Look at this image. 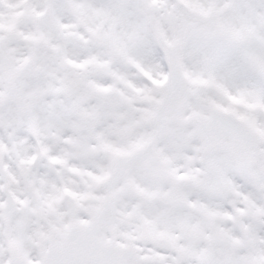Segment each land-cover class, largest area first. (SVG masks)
I'll use <instances>...</instances> for the list:
<instances>
[{
  "label": "snow or ice",
  "instance_id": "snow-or-ice-1",
  "mask_svg": "<svg viewBox=\"0 0 264 264\" xmlns=\"http://www.w3.org/2000/svg\"><path fill=\"white\" fill-rule=\"evenodd\" d=\"M0 264H264V0H0Z\"/></svg>",
  "mask_w": 264,
  "mask_h": 264
}]
</instances>
